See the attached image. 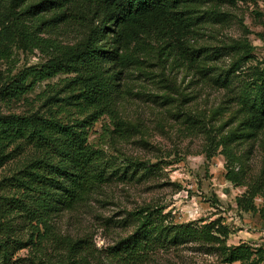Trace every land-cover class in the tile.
<instances>
[{
  "label": "rangeland",
  "instance_id": "374dc122",
  "mask_svg": "<svg viewBox=\"0 0 264 264\" xmlns=\"http://www.w3.org/2000/svg\"><path fill=\"white\" fill-rule=\"evenodd\" d=\"M40 1L0 0V53L5 54L0 68L8 79L46 63L98 24L80 11L63 16L56 7L32 13L30 6ZM190 10L198 17L195 23L179 17L170 21L169 33H148L129 46L136 57L120 83L116 113L102 114L86 127L113 179L86 203L58 215L54 229L72 241L87 237L106 254L138 226L132 212L162 208L166 220L175 223L219 220L229 228L228 245L249 246L264 264V128L248 123L250 104L263 94L264 0H185L181 11ZM17 17L21 24L10 35L7 25ZM72 76L59 73L19 100L0 99V113L58 112L62 98L73 92L65 84ZM67 109L82 118L72 105ZM18 145L0 167V182L43 151L21 140L9 150ZM257 184L251 204L249 190ZM13 224L12 233L29 237L23 220L15 217ZM65 247L30 242L12 250L4 264H61ZM258 255L226 263L219 252L186 242L159 248L141 264H251Z\"/></svg>",
  "mask_w": 264,
  "mask_h": 264
},
{
  "label": "trees",
  "instance_id": "16d2710c",
  "mask_svg": "<svg viewBox=\"0 0 264 264\" xmlns=\"http://www.w3.org/2000/svg\"><path fill=\"white\" fill-rule=\"evenodd\" d=\"M184 1L41 0L34 8L30 6L34 14L55 7L63 16L80 11L98 24H92L80 42L62 46L58 54L40 66L31 65L10 79L0 68V99L7 100L21 99L38 82L59 73L74 74L65 78L73 92L62 98L65 103L58 112L48 116L37 111L0 113V167L19 147L9 150L19 140L43 150L0 182V264H4L12 250L45 241L66 246L67 258L60 260L61 264H141L159 248L169 250L186 242L198 244L207 253L219 252L226 263L258 255L243 243L228 245L229 228L217 219L201 225L175 223L166 220L162 208L149 206L131 213L138 226L108 248L106 254L95 250L87 237L72 241L62 238L54 229L58 215L86 203L97 188L112 181L114 174L108 172V160L101 149L89 142L86 127L102 114L116 113L114 103L122 92L120 83L136 57L128 53L132 43L148 33H169L170 21L179 17L195 23L198 17L194 11H181ZM18 20L17 17L7 25L8 34L14 35L18 30ZM4 55L0 53V60ZM263 87V94L249 106L248 123L254 128H264ZM46 97L49 102L53 99L47 94ZM68 105L82 118L71 116ZM60 111L67 112L61 116ZM55 155L60 156L59 160L54 159ZM228 176L234 179L233 174ZM259 189L260 184L251 187L247 202L252 204ZM15 217L29 227L27 239L11 232ZM261 261L262 256L258 255L251 264Z\"/></svg>",
  "mask_w": 264,
  "mask_h": 264
}]
</instances>
